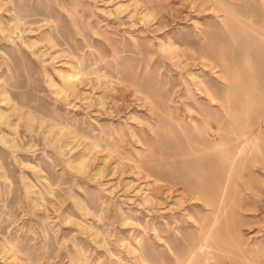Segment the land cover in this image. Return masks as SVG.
Segmentation results:
<instances>
[{
    "label": "rangeland",
    "instance_id": "obj_1",
    "mask_svg": "<svg viewBox=\"0 0 264 264\" xmlns=\"http://www.w3.org/2000/svg\"><path fill=\"white\" fill-rule=\"evenodd\" d=\"M0 91V264H264V0H0Z\"/></svg>",
    "mask_w": 264,
    "mask_h": 264
},
{
    "label": "bare ground",
    "instance_id": "obj_2",
    "mask_svg": "<svg viewBox=\"0 0 264 264\" xmlns=\"http://www.w3.org/2000/svg\"><path fill=\"white\" fill-rule=\"evenodd\" d=\"M80 75H81V72H79V71H76V70H74V71H70V73L69 74H63L62 75V78H63V88H62V90L61 91H67L68 90V88L70 87H75L76 86V82L77 81H79L80 80ZM194 76V75H193ZM5 91V90H4ZM4 91H0V95H2V98H0V100L1 101H5L6 100V98H4ZM197 91H198V93H200V94H203V89L201 88V87H199L198 85H197ZM210 100H215V98L214 97H210ZM2 113H3V111H2V109L0 108V117L2 116ZM243 141V140H242ZM241 141V142H242ZM240 142V143H241ZM244 142H248L249 143V138H248V135L246 134V136H245V141ZM246 145V144H245ZM245 147V146H244ZM241 148V147H240ZM242 149V148H241ZM83 160H84V157L83 156H80V157H77V162L76 163H80L81 165L83 164ZM169 190H170V188H169ZM89 225V224H88ZM200 237L201 238H199V239H197V244H195L196 246L195 247H197L198 248V250H197V252H198V254H199V256L201 255V253L206 249V247H207V244H206V235H204V234H200ZM138 251V250H137ZM191 256H196V252L193 250L192 251V255ZM145 258L142 256V254L140 253V258H139V260H141V261H143ZM190 260V259H189ZM117 262V261H116ZM81 264H84V263H81ZM143 264V263H142Z\"/></svg>",
    "mask_w": 264,
    "mask_h": 264
}]
</instances>
